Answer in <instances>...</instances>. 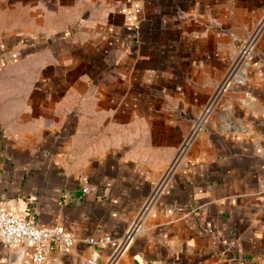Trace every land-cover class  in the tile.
I'll use <instances>...</instances> for the list:
<instances>
[{
    "label": "crops",
    "instance_id": "0c3cea01",
    "mask_svg": "<svg viewBox=\"0 0 264 264\" xmlns=\"http://www.w3.org/2000/svg\"><path fill=\"white\" fill-rule=\"evenodd\" d=\"M263 18L264 0H0V203L76 235L54 264H108L137 221L115 264H264ZM29 251L0 244V264Z\"/></svg>",
    "mask_w": 264,
    "mask_h": 264
},
{
    "label": "built area",
    "instance_id": "2783aa9c",
    "mask_svg": "<svg viewBox=\"0 0 264 264\" xmlns=\"http://www.w3.org/2000/svg\"><path fill=\"white\" fill-rule=\"evenodd\" d=\"M264 25V18L262 26ZM248 49H244L243 55ZM209 116V108L205 109L194 124L191 135L185 141V148L195 133L199 132ZM141 230V223L137 221L120 241L118 248L108 264H115L126 248ZM107 242L112 241L110 237ZM77 242L76 235L64 225L42 227L30 220L21 218L12 212L5 204L0 203V244L8 250H17L21 246L30 247V251L22 264H54L52 254L55 251H70Z\"/></svg>",
    "mask_w": 264,
    "mask_h": 264
}]
</instances>
